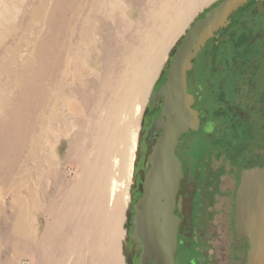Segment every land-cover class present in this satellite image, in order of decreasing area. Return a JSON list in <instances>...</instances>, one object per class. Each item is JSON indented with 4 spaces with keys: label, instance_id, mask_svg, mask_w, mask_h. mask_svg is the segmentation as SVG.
Returning a JSON list of instances; mask_svg holds the SVG:
<instances>
[{
    "label": "bare ground",
    "instance_id": "obj_1",
    "mask_svg": "<svg viewBox=\"0 0 264 264\" xmlns=\"http://www.w3.org/2000/svg\"><path fill=\"white\" fill-rule=\"evenodd\" d=\"M213 1L38 0L30 8L28 17L33 24L41 23L40 28L46 27L47 38L32 62L21 56L23 62L28 61L26 64L21 62L20 48L10 47V58L0 68V79L6 78L0 80V184L11 185L10 203L16 213L9 220L6 207L0 203V216L12 222L7 235L13 238L12 259L20 244L22 249L26 245L31 249L34 264H70L71 259L77 264H161L162 249L158 254L152 249L151 238H143L140 224L133 221L126 226L127 216H143L139 210L143 200L131 187L120 192L117 178L110 179L109 159L117 142H130L128 181L138 180L141 184L147 162L153 171L160 133L156 131L153 137L150 133L140 136L139 130L130 134L127 126H120V113L136 107L133 111L140 115L143 108L138 102H146L149 95L150 99L160 96L163 82L156 88L154 85L163 60L166 58L168 63L167 53L180 48L181 36L192 29L193 22L203 19ZM134 5L142 8L137 22L131 18ZM33 24L29 27H36ZM4 35L0 22V38ZM119 47L127 50L124 57L118 55ZM121 66L123 71L118 74ZM105 110L107 115H103ZM71 135V155L81 164L79 182L62 189L65 196L64 203L58 204L62 211L60 226L44 230L39 238L38 227L31 231L30 213L35 211L51 178L61 179L52 143ZM88 142L97 148L98 155L105 156L104 162L87 157ZM3 188L0 192L8 187ZM24 189L30 197L21 193ZM107 205L114 207V213L107 212ZM151 221H156L154 215ZM145 230L149 235V229Z\"/></svg>",
    "mask_w": 264,
    "mask_h": 264
},
{
    "label": "rangeland",
    "instance_id": "obj_2",
    "mask_svg": "<svg viewBox=\"0 0 264 264\" xmlns=\"http://www.w3.org/2000/svg\"><path fill=\"white\" fill-rule=\"evenodd\" d=\"M3 1L4 0H0V7H1L0 12L2 11L0 13V17H1L0 22L3 25V30H4L5 35L3 38L2 37L0 38V40L4 39L3 41H0V46H1V48H0V58H1L0 59V68L3 67L5 64V61L9 60V58H10V55L7 52L10 47L20 48L19 49L20 50L19 56H20V59L22 61L20 59L19 60L22 63L26 64V63H28V61L32 62L33 61L32 59L34 58V55H35L37 49L39 48L40 44L42 42H44L47 38L46 27L40 28L41 23L40 24H38V23L33 24L32 20L28 17L29 15H27V14H29L30 8L32 6H34V4L37 3L38 0H33L32 3L30 0H19V2H18V0L17 1L16 0H5L6 2L4 1V3L6 4V6L3 3ZM219 1L220 0L213 1L211 7H213ZM252 1L253 0H250V1L249 0H241V1H239L230 9L229 12H227L224 15V17L222 18V20L218 24L213 25L212 27H210L207 30V32L204 34V37L201 39L199 46L197 48L196 55H195V61H194V64H195L194 65V72L192 73L193 76H196V78H198L197 81H199L200 83H203L204 86H206V84H208L210 91H208V88L206 87L207 92H208L207 98L208 99L210 98L211 102L208 101L209 105L206 104V107L208 106L211 109V111H213L216 114V118L219 119L220 121H225V118H226L228 124L230 125L229 126L230 135H232L235 139L241 138V136H242V133L239 130L240 123L238 121L240 114H239V111L237 110V107L234 104H232V101L230 103H228L229 104L228 106L233 111H231L230 109L227 110L225 108V98L228 101H229V99L233 100V98H235L234 94L235 95L237 94V88L235 86L237 83L236 78H238V76H239L240 46L244 43L249 44L248 41L251 38L248 36V34H249L248 32H246L247 36H244L245 33H243V32L245 30H251V29H253L255 31L257 30L259 33H262L264 31V13H263L264 12V1L263 2L260 1L256 4H254L253 6H251L250 8H248L245 11V13L240 17L239 20L234 22V18L236 17V15L239 13V11L243 7L247 6ZM11 4H13V5H11ZM2 5L4 6L3 8H2ZM11 6H13V7H11ZM16 6H18L17 9H16ZM6 7L7 8L11 7V8L9 10V8L7 9ZM19 8L20 9L22 8V9L20 10ZM26 8L28 10H26ZM140 8L141 7L139 5H134V8L132 10L133 16H131L133 22H137L138 20H140L141 12H142V8L141 9ZM18 9H19V12L17 13L16 11ZM13 10H15V12H13ZM6 14H10V15H6ZM17 15H18V17H17ZM12 16H13V18H12ZM5 17H6V19H5ZM17 19H18V22H17ZM5 20L8 22H6ZM13 23H15V24H13ZM29 23H30V25H29ZM31 24H33L34 26L36 25V27H33V26L29 27V26H31ZM196 24H197V21L193 22L192 29L194 28V26ZM12 27H14V30ZM191 30L187 31L186 34L181 36L180 43H179L180 48H177V50L175 49L174 51L172 50V51L167 53V56L170 55L169 56L170 58L168 59V63L165 62L166 58L163 60L164 64H163V67L161 70V74L158 76V79L154 85V88H156V87H158L160 81L163 82L164 91L160 92V96L156 97L154 99H150V95H149V98L146 102L145 101H144V103L138 102L139 104H141V107L143 108L140 115L137 114L136 112H134L136 107H134L131 111L126 110V112L120 113V116H119V122L121 123L120 126H127L130 134L139 130L138 133L140 136H143L146 133H150L149 136L153 137L154 133L156 131H158L160 133V136H161L159 138V142L161 141L162 136L165 134V131L167 128V123L170 120V112H169V108H168L169 103L166 102L164 92L167 90L168 82L170 80L171 69H172L175 61L177 60V58L179 56L181 45L183 46L186 43L187 39L189 38ZM229 30H230V32L228 33ZM9 32H11V33H9ZM25 32H26V35L24 36ZM9 34H11V35H9ZM38 34L39 35L41 34V35L36 36ZM241 34H244V35L241 36ZM216 35H217V37H216L217 39L215 38ZM36 37H38V38H36ZM29 39L31 42L29 41ZM218 39L221 40L220 41L221 45H218V50H217V54H216V56H217L216 57V63L214 65V67L212 68V66H213V64H212V57L213 56L212 55L214 53L213 48H214L215 43ZM28 41H29V43H28ZM33 42H35V43H33ZM6 47H8V48H6ZM126 51H127L126 49L120 48L118 55L119 56L122 55V57H124L126 55ZM22 53L27 54V55H22ZM28 55H30V56H28ZM5 56H7V57H5ZM21 56H24L26 58L28 57L29 60L27 58L28 61L23 62L24 57L21 58ZM2 58H3V60H2ZM263 70H264V68H263ZM120 71H123L122 66H121V68H119L118 74L120 73ZM0 74H1V72H0ZM187 76L191 77V71H189ZM0 77H1V75H0ZM2 77L3 78H1L0 80L2 82L6 81V78L4 76H2ZM225 87H226V89H225ZM203 92L204 91H202V94H203ZM229 93L232 95L231 96L226 95V97H225V94H229ZM218 101H220V102H218ZM104 108H106V106ZM145 111H147V112L145 113ZM208 111H209V109H208ZM235 112H236V114H234ZM123 113H125V114H123ZM104 114L107 115L108 110L103 111V115ZM234 115H236V116H234ZM133 116H134V118H133ZM125 117L128 118V120ZM132 120H134V122L137 121V123L133 124ZM130 124H131V126H128ZM74 135H71L72 137L70 136L69 137L70 139L69 138H61V139L58 138V140H56L55 142L52 143L53 152L58 157V160L56 161L57 162L56 167H57V170L59 173V178H61V179L58 181V179H54L53 177L51 178V182H49L50 186L48 185V187L41 193L39 204L36 206L35 211L33 210L30 213V218H31L32 222L30 221L29 225L32 224V226L30 225L31 231H33V228L35 229V227H38L39 238L42 237L43 232H45L48 228L60 226L58 218L60 217V214L62 211H61V208L58 204H60V203L62 204V202L64 203V201H62V198H63V196H65L62 189H65L64 187H66V186H67L66 188H68L69 186L74 187V185H76L79 182L80 171H82L81 166H80L81 164L79 163V160L77 159V157H75L74 154L71 155V151H70V148L73 145L71 142L74 140ZM188 136H185L184 140H186ZM189 137H191V134ZM159 142H158V144H159ZM158 144H157V146H158ZM79 146H77L76 148L78 149ZM130 147H131L130 142L124 143L122 141H119L116 143L115 151L112 153L111 158L109 159L110 179H113V177L117 178V180L121 186L120 192H126L128 190V188L131 187L133 190H135L137 192V194L139 195V199L143 200L142 202H139V210H140V212H143V216L138 218L136 215L134 216V215L128 214L129 216H127V218L129 220L128 219L126 220V226H128L130 224V222H133V221H136L138 224H140L139 226L141 228L143 238L145 239V236L148 239H149V237L151 238L150 239L151 240L150 242L152 243L151 247L153 250L155 249V252L158 254L159 250L163 249V238H164L163 230L167 224V217L172 216L171 213H173V212L168 210L169 205L166 201V196L164 193L165 192V189H164L165 184H164L161 176L155 175L156 174L155 173V164H153L154 166H153V171H152V168L150 167V162L146 161L147 166L145 163V166H146L145 174L142 173V176L140 178L141 184H139L138 180L128 181L129 178L127 177L128 176L127 174H128V157H129ZM86 149H89V150H87L88 151L87 157L89 159L91 158V160H95V161L98 160L97 161L98 163L104 162V160H106V158H104L105 157L104 155H98L97 148H95V146H93L92 142L91 143L88 142V146L86 147ZM55 150H57V152ZM115 158L117 161L114 160ZM114 163H116V164L114 165ZM115 172H117V173H115ZM152 172L154 173V175L152 174ZM201 178H202V175L200 172H198L197 174H194L193 171L190 169V167H187L186 192L192 193V187H194L193 193L195 195L194 196L195 200L197 201L196 207H193V208L191 207L189 212L187 211L188 214L190 213V218L192 219V221L197 220V218L198 219L200 218V210L201 209H199L200 208L199 205L204 201L205 197H207L206 196L207 194L206 193L204 194V192H203V191H205L204 189H205L206 180H203V183H201V181H202ZM142 179H143V181H142ZM222 182H223V185L221 186V189L224 191V197L219 196V198H221L223 200V202L225 203V177L222 178ZM53 184H54V186H53ZM62 185H64V186H62ZM3 187H5V186H3V184L1 183L0 188H3ZM7 187L3 188V189L7 188L6 190L0 192V194H2V197L0 196V203L4 207H6V209H5V212H7L6 216L9 218V220L11 219V221H12L13 216L15 217L16 213H13L14 209H12L11 203H10V201L12 200L11 199L12 192H11L10 188H12V187H11V185H9ZM13 189L15 191L16 187H14ZM228 189H229L230 193L232 194L233 189H234L233 181L229 182ZM5 191H6V193H5ZM51 192H52V194H51ZM55 192H57V193H55ZM21 193L26 197H30V196H28L27 189H26V191L24 189L23 191H21ZM59 194H61V195H59ZM4 201H5L6 205L4 204ZM230 203L232 205L233 195L230 196ZM47 206H49V207H47ZM37 210H39V211H37ZM107 212L109 214L114 213V207L112 205L108 207V205H107ZM36 213H37V215H36ZM45 213H47V214H45ZM57 213L59 216L57 215ZM48 214H49V217H48ZM77 214H79V213L77 212ZM153 215H154V217H156V221H154V222L151 221ZM44 216H46V217H44ZM36 217H38V218H36ZM8 218L0 216V242H1L0 248L2 247L1 248L2 254H0V264H6L9 260L11 261L10 264H17V263L18 264H26V263L27 264H34L32 258H31V249L27 245H26V249L25 248L22 249L23 245L18 244V247H20L18 249L19 252H18V254H16L14 259H12L13 253L10 249V246H11V242L13 241V238L11 239L12 236L10 238H8V236H7L9 234L8 232H9L10 226H12V222L8 221L7 220ZM49 218H51V219H49ZM34 219H35V221H34ZM144 220H145V222H144ZM5 222H6V224H3ZM146 227L150 231L149 235L146 233V230H145ZM41 228H42V230H41ZM154 231H156L157 234H154L153 233ZM144 232H145V234H143ZM148 239H147V241H148ZM6 240H10L8 244L5 243ZM15 241H16V239H15ZM7 250H8V252H7ZM9 253H10V256H9ZM178 254H179V252H177V254L175 255V264H177V262H176L177 257H178L177 259H178L179 263L186 264L185 255L182 253L178 256ZM70 256H71V254H70ZM188 256H189V253H188ZM69 263L70 264H77V261L75 263V259H71L69 261ZM161 264H163V260H162Z\"/></svg>",
    "mask_w": 264,
    "mask_h": 264
},
{
    "label": "flooded vegetation",
    "instance_id": "obj_3",
    "mask_svg": "<svg viewBox=\"0 0 264 264\" xmlns=\"http://www.w3.org/2000/svg\"><path fill=\"white\" fill-rule=\"evenodd\" d=\"M246 32L251 38L249 44L240 46L239 76L235 86L237 94H234L233 100L228 101L225 98L227 110L230 109L228 103L232 101L239 111L241 138L235 139L230 135V125L226 118L225 121H220L216 114L206 107L210 101L206 87L208 91L210 89L208 84L204 86L192 75L194 68L191 77L187 76V92L194 99L192 110L199 113V126L197 130L183 135L177 146L176 155L183 164L184 178L176 195L175 211L171 213L181 219L178 256L183 253L186 264H246L247 261L248 225L235 224V198L245 166L260 149L264 153V31L259 33L253 29L245 30V35L241 36H247ZM202 91L205 93L202 94ZM226 95L232 94H225V97ZM185 136H188L186 140ZM261 166H264V155L257 167ZM187 167H190L194 174L201 173V183L206 180L203 192L207 197L199 205L200 218L194 221L188 212L191 207H196L197 201L193 193L194 187L192 193L186 192ZM224 177L225 203L219 198L224 197V191L221 189ZM231 181L234 184L232 194L228 189ZM180 196L182 213L177 205ZM177 258V264H182Z\"/></svg>",
    "mask_w": 264,
    "mask_h": 264
},
{
    "label": "water",
    "instance_id": "obj_4",
    "mask_svg": "<svg viewBox=\"0 0 264 264\" xmlns=\"http://www.w3.org/2000/svg\"><path fill=\"white\" fill-rule=\"evenodd\" d=\"M241 0H220L209 9L201 21L191 30L189 38L181 47L175 61L164 92L166 102L169 103L170 120L165 134L162 136L155 151V175L161 176L165 184V196L171 212L175 211L176 195L180 183L184 178L183 164L176 155L180 138L198 129L199 113L192 110L193 97L187 92V75L194 68L197 48L207 30L218 24L224 15ZM262 0H253L243 7L234 18L237 21L245 11ZM218 39L214 46L212 68L216 63ZM172 117V118H171ZM264 155L261 149L245 166L243 176L236 192L235 224L248 225V246L246 264H264V166L258 168L259 160ZM179 212L182 213V197L178 200ZM181 219L177 216L167 217V224L163 230V264H175L178 252V236ZM157 234V233H156Z\"/></svg>",
    "mask_w": 264,
    "mask_h": 264
}]
</instances>
